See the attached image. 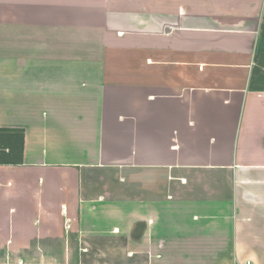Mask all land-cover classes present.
Here are the masks:
<instances>
[{
  "label": "crops",
  "instance_id": "crops-1",
  "mask_svg": "<svg viewBox=\"0 0 264 264\" xmlns=\"http://www.w3.org/2000/svg\"><path fill=\"white\" fill-rule=\"evenodd\" d=\"M263 19L0 0V264H264Z\"/></svg>",
  "mask_w": 264,
  "mask_h": 264
},
{
  "label": "rangeland",
  "instance_id": "rangeland-1",
  "mask_svg": "<svg viewBox=\"0 0 264 264\" xmlns=\"http://www.w3.org/2000/svg\"><path fill=\"white\" fill-rule=\"evenodd\" d=\"M262 25H263V26H262V29H263V31H264V19H263V24H262ZM262 29H261V30H262ZM263 44H264V41H263ZM261 51H262V53L259 54L260 57H259L257 63H258V66H259L260 68H262V72L264 73V50L261 49Z\"/></svg>",
  "mask_w": 264,
  "mask_h": 264
},
{
  "label": "trees",
  "instance_id": "trees-1",
  "mask_svg": "<svg viewBox=\"0 0 264 264\" xmlns=\"http://www.w3.org/2000/svg\"><path fill=\"white\" fill-rule=\"evenodd\" d=\"M3 131H4V130L0 129V136H2L1 134H3Z\"/></svg>",
  "mask_w": 264,
  "mask_h": 264
},
{
  "label": "built area",
  "instance_id": "built-area-1",
  "mask_svg": "<svg viewBox=\"0 0 264 264\" xmlns=\"http://www.w3.org/2000/svg\"><path fill=\"white\" fill-rule=\"evenodd\" d=\"M249 263V262H248Z\"/></svg>",
  "mask_w": 264,
  "mask_h": 264
}]
</instances>
